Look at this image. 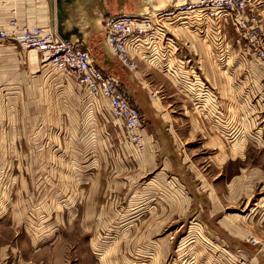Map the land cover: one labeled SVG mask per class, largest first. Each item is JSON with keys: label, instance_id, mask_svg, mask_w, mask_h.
I'll return each instance as SVG.
<instances>
[{"label": "rangeland", "instance_id": "rangeland-1", "mask_svg": "<svg viewBox=\"0 0 264 264\" xmlns=\"http://www.w3.org/2000/svg\"><path fill=\"white\" fill-rule=\"evenodd\" d=\"M191 17L164 20L168 55L160 40L154 52L146 53L149 44L135 58L136 71L143 69L173 126V139L165 144L155 135L150 150L129 140L105 98L50 61L25 82H3L0 253H12L13 264H161L157 254L166 249L162 264H218L213 235L221 227L258 232L264 217V78L251 87L245 77L250 59L261 61L252 68L255 76L264 73V60L239 50L232 29L224 36L211 20ZM249 88L256 94L249 96ZM216 135L223 144L210 145L223 148L222 166L211 160L220 149L205 145ZM239 155L245 158L225 162ZM162 169L192 195L193 205L188 213L176 210L173 223L151 233L150 203L161 195L151 193L156 183L150 184L160 181L156 171ZM174 199L183 198L176 192ZM141 233L150 239H138ZM168 233L170 240L161 241Z\"/></svg>", "mask_w": 264, "mask_h": 264}, {"label": "built area", "instance_id": "built-area-1", "mask_svg": "<svg viewBox=\"0 0 264 264\" xmlns=\"http://www.w3.org/2000/svg\"><path fill=\"white\" fill-rule=\"evenodd\" d=\"M181 14H194L192 22L211 20L220 34H224L228 28L232 29L247 50L258 59H264V0H196L148 14H118L105 23L107 44L129 72H136L135 58L140 57L146 45L152 44L150 52H146L150 54L157 48L156 41L161 40L164 46L168 44L165 54H169L171 38L163 22ZM220 39L223 42L225 38L220 36ZM3 43L35 49L41 53L44 61H50L64 73L85 83L92 95L108 101L112 116L122 121L129 140L143 147L146 122L142 111L134 104L124 86L104 72L84 46L63 40L50 27L21 25L17 19H12L7 27L0 28V45ZM253 242L258 243L255 239ZM226 264L252 262L228 254Z\"/></svg>", "mask_w": 264, "mask_h": 264}, {"label": "crops", "instance_id": "crops-1", "mask_svg": "<svg viewBox=\"0 0 264 264\" xmlns=\"http://www.w3.org/2000/svg\"><path fill=\"white\" fill-rule=\"evenodd\" d=\"M190 1H196V0H173L169 9H173V7L182 5ZM12 19H17L21 25H26V26H31V27H34V26L50 27L57 32L56 0H0V28L7 27L9 25V22ZM186 19L188 20V18ZM176 27H179V23H177ZM237 39H238V35H237ZM238 48L239 50H242V52L246 56H250L252 60H254L253 58H257L253 53L247 50V47H245V44L243 42H240V41L238 42ZM10 61H13V64H11ZM43 62L44 60L42 59L41 53L35 49H25L15 43H3L2 45H0V89L2 90L4 89L1 87V85H4L5 82H11L12 80H15V79L18 81L25 82L27 80L25 76L28 77L30 73L36 72ZM256 62L259 65L260 64L259 62L261 61H256V60L251 61L250 59V61L247 62L246 64L249 66V69H248L249 72H247V76L245 77V80H246L245 82H248V84L250 83L251 87L253 84L254 85L260 84L261 83L260 81H262L264 78V73H261V75L255 76L252 68L257 66ZM12 67H14V70H13L14 72H12L14 75H11ZM129 73L134 75L135 78L140 82L141 91L147 94L150 102L155 108L156 115L159 116L161 120L160 123L161 124L163 123L164 131H162V134H159L157 132V126L161 124L155 121L154 122L146 121L147 126L145 127L143 133H144L145 140H146L145 143L147 146L146 147L147 150L151 149L155 135L156 137H158L159 140L167 144L168 139L172 138L170 136L171 135L170 133L172 132L171 128L173 126H172V122L170 123V120L166 119L165 117L166 113L164 114V111L166 109L164 110V107L163 109H161L159 103L152 95L145 80L143 79L144 73L141 67H139L138 71L129 72ZM262 86L264 88V84ZM261 89L262 88L260 85V88L258 89V91L260 92ZM254 91L255 90H252V88L251 89L249 88L247 90V94L249 96H252V94L255 95L256 92ZM132 100L134 102L133 98ZM167 112L169 113V111ZM194 124L197 128L200 127V125L198 124L196 120H193V125ZM193 130H195V127H193ZM237 138L234 139L235 142L238 141L241 144L245 143L243 142L245 140L243 139L244 137L241 140H237ZM218 140L221 141L223 144V141L220 139L218 135L214 137L210 136L207 139V141H205V145L208 148L220 149V152H217L211 155V160L213 158V160L215 162L217 161V163L219 162L218 160H220L219 164H221L222 166L223 159L221 160V158L223 156V153H222L223 148L221 147L217 148L216 146L210 145L211 142H214V141L218 143L219 142ZM225 152H228V151H225ZM243 155L246 157L245 154ZM239 157L242 159L245 158V157H242V155H239L236 158H229L225 162L229 160H233V161L239 160ZM144 158H146V156H143L140 159L143 160ZM158 161L161 162L160 159H158ZM163 163H164V160H163ZM158 167L159 165L156 166V168ZM156 172H157L156 178L159 179L160 181L154 180L150 184L151 186H154L156 183V185L152 187L151 193H155V194L160 193L161 200L160 201L153 200L151 201L152 203H150L151 213H150L149 222L147 223V225L151 227V230H150L151 233H154V232L160 233L164 229V227H167L169 224L173 223L174 222V212L176 210L180 208H183V209L186 208V210H184L183 212L186 211V213H188L191 209V206L193 205L192 195L189 192L186 193V191L183 193L182 189H185V188L180 187V185L179 187L174 186V177H170L167 170L162 169ZM239 177L240 175L235 176V178H239ZM176 192L182 195L183 199L175 200L174 198H175ZM199 193L200 195L202 194V196H204L203 197L205 199L204 204L211 203L209 202V198L207 197V195H205L206 192H204L205 193L204 194L203 192L199 191L198 194ZM232 193L235 194V196H238L239 194L238 188L233 187ZM213 204H214L213 205L214 207L215 204L217 205L218 203L213 202ZM252 214L253 213H250L248 214V216L249 215L251 216ZM260 220L262 221H261V225L259 227L258 232L253 231V229L242 228L239 225H235L230 228L224 225L225 226L224 229H222L221 227L219 233L213 235V239L216 241L214 243V245L216 246L215 250H217L215 261L218 264H226L228 260V254H229L230 256H233L235 258L250 259L252 264H262V261L264 258V217L260 218ZM251 227L253 228V226ZM146 235L147 233L145 234L141 233V234H138L137 237L138 239L143 238L145 240H149L150 238H148ZM170 236L171 234L168 233L166 236L161 237L160 239L161 241H168L170 240ZM257 236L260 237L259 240L256 238ZM253 237H255L256 239ZM251 238L252 240H250ZM253 239L258 241L259 244L254 243ZM1 253H2V256L0 255V257L5 259L2 261L3 264H13L12 260H10L11 256L14 257V255H10L12 253H9L8 251H5V250L2 251ZM168 253H169L168 249H166L161 253V255L157 254V262H161L162 264L164 259L168 257ZM21 257H24V256H21ZM2 263L0 262V264ZM31 263H32L31 261L29 262L26 261L25 264H31ZM38 263L42 264V261Z\"/></svg>", "mask_w": 264, "mask_h": 264}, {"label": "water", "instance_id": "water-1", "mask_svg": "<svg viewBox=\"0 0 264 264\" xmlns=\"http://www.w3.org/2000/svg\"><path fill=\"white\" fill-rule=\"evenodd\" d=\"M173 0H56L57 34L63 40L79 43L91 54L95 63L115 77L129 92L144 120L160 123L155 108L140 82L110 50L105 23L118 14H148L169 9ZM161 124V123H160ZM163 123L157 126L162 134Z\"/></svg>", "mask_w": 264, "mask_h": 264}]
</instances>
